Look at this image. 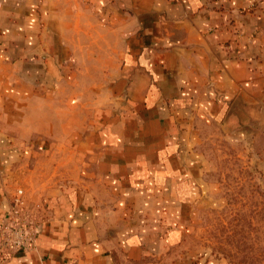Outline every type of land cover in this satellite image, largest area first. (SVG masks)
<instances>
[{
    "label": "crops",
    "instance_id": "obj_1",
    "mask_svg": "<svg viewBox=\"0 0 264 264\" xmlns=\"http://www.w3.org/2000/svg\"><path fill=\"white\" fill-rule=\"evenodd\" d=\"M222 136L264 174V0H0V264H221L181 248Z\"/></svg>",
    "mask_w": 264,
    "mask_h": 264
},
{
    "label": "rangeland",
    "instance_id": "obj_2",
    "mask_svg": "<svg viewBox=\"0 0 264 264\" xmlns=\"http://www.w3.org/2000/svg\"><path fill=\"white\" fill-rule=\"evenodd\" d=\"M207 143L214 163L209 178L220 202L206 197L207 203L195 206L181 249L221 264H264V174L258 157L250 159L244 143L234 145L223 136ZM33 211L24 202L17 223L24 220L33 230Z\"/></svg>",
    "mask_w": 264,
    "mask_h": 264
},
{
    "label": "built area",
    "instance_id": "obj_3",
    "mask_svg": "<svg viewBox=\"0 0 264 264\" xmlns=\"http://www.w3.org/2000/svg\"><path fill=\"white\" fill-rule=\"evenodd\" d=\"M24 204L22 189L18 188L12 199V207L8 212V219L0 227V252L9 248H28L34 245V231L27 223H17L21 207Z\"/></svg>",
    "mask_w": 264,
    "mask_h": 264
}]
</instances>
